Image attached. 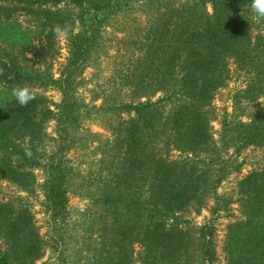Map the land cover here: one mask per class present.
<instances>
[{
	"label": "rangeland",
	"instance_id": "rangeland-1",
	"mask_svg": "<svg viewBox=\"0 0 264 264\" xmlns=\"http://www.w3.org/2000/svg\"><path fill=\"white\" fill-rule=\"evenodd\" d=\"M21 1L0 2L4 9L0 11V50L16 55L21 71L34 79L30 86L50 114L29 163H19L15 155L4 160L0 157V248L8 249L21 240L28 244L24 234L13 235L12 228L16 227L35 232L39 248L33 258L14 252L12 264H93L89 260L92 240L83 221L88 205L86 191L104 179H112L111 174L97 169L98 162L111 163L109 169H116L130 139L141 136H127L125 130L133 115L119 107L155 102L176 88L184 68L176 61L163 62L178 46L173 19L168 18L177 13L181 20L190 16V22L196 19L195 24L203 25L210 7H200L197 0H89L81 5L61 1L45 2L31 14ZM1 13L10 16L4 19ZM56 25L70 26L67 41L54 33ZM259 29L256 22L252 35H263ZM45 37H49L51 49L30 62V53L39 51ZM81 44L84 47L80 51L74 49ZM182 51L177 53L181 55ZM215 71L218 80L206 114L215 145L210 163L207 155L194 158L187 152L167 151L170 159L183 162L179 167L203 160L198 166L211 185L215 177L220 178L201 204H191L174 215L181 226L188 228L190 237L187 257L178 264H200L196 240L199 229L205 226L211 231L214 247L210 264H264V201L260 196L248 201L251 193L243 182L250 175L252 183L257 178L255 185H261L259 192L264 193V181L258 176L264 172L263 144L250 136L258 123L254 118L264 114V91L246 92L248 67L229 55L219 58ZM11 90L0 83V111L14 99ZM170 98L158 106L159 113L149 117L148 123L154 128L161 116L185 101L177 96ZM63 100L73 104L74 120L65 126L68 142L59 146L63 153L57 155V132L63 126L59 106ZM155 136L162 139L164 135ZM21 139L16 138L15 143ZM120 139L126 145L123 149L116 143ZM5 165L21 180L16 176L11 180L12 173H6ZM56 166L72 184L63 219L52 217L42 193L49 169ZM126 251L127 264H139L143 254L140 246L127 243ZM14 255L25 262H17Z\"/></svg>",
	"mask_w": 264,
	"mask_h": 264
},
{
	"label": "trees",
	"instance_id": "trees-1",
	"mask_svg": "<svg viewBox=\"0 0 264 264\" xmlns=\"http://www.w3.org/2000/svg\"><path fill=\"white\" fill-rule=\"evenodd\" d=\"M61 1L81 5L89 0H32L31 3L23 0L20 4H25L23 8L32 14L45 2ZM248 2L251 3V0H197L196 4L200 7L208 4L211 11L209 16L205 15L203 25L195 24L196 19L190 22V16L181 20L177 13H172L168 18L173 19L178 46L171 57H165L163 62L176 61L184 68V72L179 74L176 88L172 87L167 91V97L155 102L124 104L119 107L122 112L133 115L131 124L125 130L127 136H141L132 137L127 146L121 139L120 143L116 141L121 149L126 146L116 169H109L111 163L108 162L99 161L97 164V169L111 174L112 179H104L93 190L86 191L88 205L83 213V221L86 224L85 232L92 240L89 260L93 264H127V243H137L142 249L139 264H178L181 260L185 261L190 239L189 230L181 226L174 215L183 212L191 204H201L211 194L214 183L220 178L215 177L211 185L205 172L200 171L198 166L203 164V160L192 161L187 167H179L183 162L170 159L167 151L170 149L187 152L194 158L207 155L206 160L210 163L215 145L206 114L209 111L210 93L218 80L215 68L219 58L229 55L236 62L248 67L246 92L264 91V21L258 22L252 18ZM3 10L0 7V11ZM1 16L8 19L10 14L1 13ZM256 22L263 35H252L251 28L254 29ZM83 47L84 44H81L74 49L80 51ZM50 49L49 37L43 38L39 51L30 53V62L33 63V60ZM31 50L34 51L33 48ZM181 50L183 51L180 55L177 52ZM33 80L21 71L16 55L0 50L2 85L12 89L17 85L30 86ZM175 96L184 98L185 101L161 116L160 124L154 128L148 123L149 117L159 113L158 106L162 102H168L170 97ZM74 110L73 104L68 100H63L59 106V121L63 126L57 132V155L63 153L59 146L67 145L68 137H64L65 126L74 120ZM49 114L36 95L26 107H21L15 99H11L5 109L0 111L1 159L15 155L19 163H29L33 158L34 143H38L43 123L48 120ZM254 119L258 122V128L253 126ZM254 119L250 136L254 135L257 143L263 144L264 149V114H259ZM154 132L164 136L160 139ZM19 137L22 138L20 143H15ZM4 168L6 173H12L11 180L15 176L21 180L8 165ZM65 176L66 173L57 166L50 168L48 179L42 188L47 209L54 219H63L67 210L66 196L72 184L66 181ZM258 176L264 181V172L258 173ZM243 182L251 193L248 201H256V196L264 201V193L259 192L261 185H255L257 178L252 183L250 175ZM218 205L215 203V206ZM252 210L255 211V208L252 207ZM21 222L27 227L25 219ZM12 230L13 235L24 234L28 244L20 243L21 240L17 241L18 244L13 242L8 249L0 248V264L15 262L11 259L14 252L23 258H33L39 248V239L35 232H24L16 227ZM197 234L196 249L200 264H210L214 255L211 231L205 226ZM15 258L19 263L25 262L19 256Z\"/></svg>",
	"mask_w": 264,
	"mask_h": 264
},
{
	"label": "clouds",
	"instance_id": "clouds-1",
	"mask_svg": "<svg viewBox=\"0 0 264 264\" xmlns=\"http://www.w3.org/2000/svg\"><path fill=\"white\" fill-rule=\"evenodd\" d=\"M249 10L254 20L264 21V0H251ZM53 30L59 39L67 41L69 38L70 26L56 25ZM11 96L21 107H26L35 99V92L27 84L17 85L12 88Z\"/></svg>",
	"mask_w": 264,
	"mask_h": 264
}]
</instances>
